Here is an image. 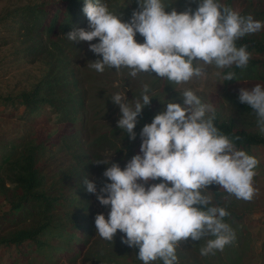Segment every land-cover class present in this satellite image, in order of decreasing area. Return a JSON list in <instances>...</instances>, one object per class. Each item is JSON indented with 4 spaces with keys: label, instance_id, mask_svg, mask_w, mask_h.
Listing matches in <instances>:
<instances>
[{
    "label": "clouds",
    "instance_id": "clouds-1",
    "mask_svg": "<svg viewBox=\"0 0 264 264\" xmlns=\"http://www.w3.org/2000/svg\"><path fill=\"white\" fill-rule=\"evenodd\" d=\"M139 9L130 22L110 11L101 0H85L83 12L89 30L75 29L66 37L70 41L98 39L90 44V51L102 59L89 61L88 67L103 73L105 67L139 73H155L171 84L181 85L193 78L207 75L201 65L218 69L246 68L252 54L247 45L236 42L248 34L264 29V22L251 14L221 3V0H200L191 9L178 12L165 10L164 0H138ZM139 33L144 42L139 43ZM229 72L224 79L233 80ZM149 86H143L141 99L128 101L124 93L111 97L119 106L117 127L130 139H136L134 129L145 106L150 105ZM183 104L168 102L152 123L143 127L140 152L122 169L110 164L103 176L108 181L98 190L87 178L86 191L95 194L102 206H110L107 218L97 214L95 226L102 239L113 241L119 230L122 243L138 247V259L143 264L162 260L163 264H177L176 249L181 242L208 239L200 249L202 256L216 250L223 251L232 243L235 234L224 222L229 215L224 207L212 205V197L205 195L212 184H218L238 199L251 200L255 169L259 161L243 150H237L230 138L215 125V108L203 102L193 90L182 92ZM239 101L247 104L257 116V125L264 134V86L242 88ZM162 179L150 184L149 181Z\"/></svg>",
    "mask_w": 264,
    "mask_h": 264
},
{
    "label": "trees",
    "instance_id": "trees-1",
    "mask_svg": "<svg viewBox=\"0 0 264 264\" xmlns=\"http://www.w3.org/2000/svg\"><path fill=\"white\" fill-rule=\"evenodd\" d=\"M84 6L85 0H52L18 8L8 16L14 21L10 23L12 32L28 43V55L42 61L45 67L39 81L18 96L25 125L33 124L47 110L57 117L56 121L61 125L55 133L38 137L36 141L29 139L22 147L17 145L12 152L1 156L0 196L10 204V210L3 219L11 225H19L20 222L28 225L0 236V251L11 255L10 264L31 263L32 256L39 260L46 258L41 264H54L49 261L61 255L66 256L68 261L78 262L81 259L85 263L96 259L99 264H118L113 249L116 246H123L127 252L129 249L122 243L124 234L119 230L113 241L95 238L99 234L93 215L98 212L93 208V200L98 199L95 194L86 191L83 182L86 178L92 180L98 190L104 183L110 182L103 173L111 165L98 164L97 161L103 159L118 163L123 169V159L131 152L133 142L116 124L95 135L85 148L79 144L78 132L85 130L89 122L83 117L84 114L87 116L88 106L72 59L77 55L78 44L75 42L79 40L72 42L66 35L75 29H89V21L85 22L80 17ZM260 14L263 16L261 22H264V10ZM236 44L237 47L247 45V51L252 55L264 56V36L259 38L248 34ZM231 71L235 77L226 80L228 83L242 81L264 86L262 60L252 58L246 68L235 66ZM242 107L257 119L248 105L242 104ZM152 115L145 106L134 131L142 120ZM215 116L216 127L232 140L237 150L250 155L253 147L264 146V134L261 132L239 129L233 118ZM75 143H78L79 150H73ZM2 144L0 142V150L5 148ZM49 146V150L62 148L74 153L76 162L51 176L43 173L38 164L39 156ZM160 182L162 179L149 181V185ZM211 193L212 205L224 207L229 213L224 218L225 223L229 224L231 218L239 217L225 203L233 197L231 194L220 192L214 186ZM106 244L111 247L107 248ZM87 245L89 248L84 252ZM159 262L163 264L161 260Z\"/></svg>",
    "mask_w": 264,
    "mask_h": 264
},
{
    "label": "rangeland",
    "instance_id": "rangeland-1",
    "mask_svg": "<svg viewBox=\"0 0 264 264\" xmlns=\"http://www.w3.org/2000/svg\"><path fill=\"white\" fill-rule=\"evenodd\" d=\"M49 1L52 0H0V142H3L2 145L5 147L0 150V163L1 156L5 152H12L17 145L22 147L29 139L36 141L38 137L55 133L61 126L56 121L57 117L48 110L38 116L33 124L25 125L23 108L19 104L18 96L21 92L31 89L39 81L45 72V67L42 61L28 55V43L18 34L12 32L10 23L14 21L10 17L8 18L18 8ZM101 2L106 3L110 11L120 14L124 22H130L133 12L140 10L138 0H101ZM199 2L200 0H164L167 12H171L173 9L178 12L191 9L194 13ZM221 3L240 11L242 15L251 14L255 20L261 21L263 18L260 13L264 10V0H221ZM80 17L88 22L83 11ZM253 35H257L259 38L263 37L264 29L253 33ZM136 40L139 43L144 42V38L139 33L136 35ZM75 43L78 44L75 51L77 55H75L76 57L72 56V59L88 106L87 116L84 114L83 117L89 120L86 129L78 132L79 144L82 148H85L88 141L95 135L109 130L118 123L121 116L120 109L113 103L111 97L117 93H124L128 101H133L135 98L141 99L144 85H148L150 89L148 94L152 99L150 105L146 107L153 115L146 117L138 124L131 152L123 159L125 166L135 155H142L140 133L143 127L152 123L151 117L163 112L168 102L183 104L181 94L185 90L195 91L203 102L212 104L216 110L215 114L222 119L233 118L239 129L260 132L254 114L246 111L242 107L243 103L239 101L240 89H251L257 84L242 81L228 83L224 79L227 72H232L235 65L224 69H218L214 65H201L207 70L206 76L198 79L193 78L190 82L181 85H174L166 79L157 77L155 73L142 72L136 77H132L127 68L117 71L115 68L106 66L103 73L97 72L88 67V63L102 59L90 51V44L99 43V40ZM252 58L264 61V56L258 54L252 55ZM19 148L17 149L19 150ZM49 148L50 146L45 150V153L39 156L38 164L42 167L43 173L51 176L58 170L76 162L73 157L74 153L62 148L60 150H49ZM74 149L79 150L78 143H75ZM250 155L259 161L255 169L254 188L256 192L253 198L243 200L232 195L233 197L225 202L229 209L239 216L231 218L228 224L235 234L234 241L226 245L223 251L216 250L214 254L210 253L207 256H202L200 249L206 246L207 240L212 237H205L199 241L189 239L186 243L181 242L176 249L177 264H264V146L253 147ZM0 171H2V167ZM2 174L5 175L6 172H2ZM213 186L220 192H226L220 185L212 184L204 194L212 197L211 188ZM93 208L98 214H104L106 218L110 212V206H102L96 199L93 200ZM9 210V202L0 196V236L27 225L25 222L11 225L8 220L4 221L3 217ZM95 217L93 215V221ZM95 238L101 237L96 235ZM106 247L111 246L106 244ZM88 248L89 245L85 247L84 252ZM123 248V246H116L113 249L118 257L115 259L118 264H143V261L138 259V247L136 249L129 247L128 252ZM5 254L0 251V264H10L11 255L6 252ZM45 261L46 258L39 260L32 256L31 263L27 264H41ZM49 262L54 264H99L96 259H90L85 263H82L81 259L78 262L68 261L64 255ZM15 264L26 263L17 262ZM151 264L161 263L156 260Z\"/></svg>",
    "mask_w": 264,
    "mask_h": 264
}]
</instances>
